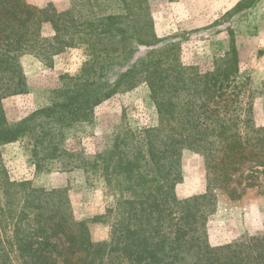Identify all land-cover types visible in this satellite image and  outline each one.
Instances as JSON below:
<instances>
[{
    "label": "trees",
    "instance_id": "obj_1",
    "mask_svg": "<svg viewBox=\"0 0 264 264\" xmlns=\"http://www.w3.org/2000/svg\"><path fill=\"white\" fill-rule=\"evenodd\" d=\"M45 25L52 38L43 35ZM162 42L149 0H72L62 12L0 0V264H14L1 235L9 221L20 264H264V233L221 246H212L207 233L217 190L240 196L232 170L256 164L246 188L264 176V128L242 97L246 82H239L235 40L205 72L182 62L177 43L159 47ZM81 46L87 58L80 73L62 75L46 107L10 123L4 100L28 91L21 56L35 55L49 65L64 48ZM138 46L152 49L133 61ZM140 85L150 89L158 126L125 127L107 150L90 157L67 148L70 138L94 124L100 104ZM19 141L38 172L71 160L103 179L119 197L108 240L95 242L89 221L72 222L67 188L11 179L2 147ZM186 150L204 158L207 190L181 200L176 187Z\"/></svg>",
    "mask_w": 264,
    "mask_h": 264
},
{
    "label": "rangeland",
    "instance_id": "obj_2",
    "mask_svg": "<svg viewBox=\"0 0 264 264\" xmlns=\"http://www.w3.org/2000/svg\"><path fill=\"white\" fill-rule=\"evenodd\" d=\"M37 8L51 7L66 11L72 0H26ZM150 13L156 36L163 40L158 46L175 42L184 64L195 65L202 71L213 70L215 56L230 50L235 40L240 60L239 82H246L242 97L254 107L253 119L264 128V0H149ZM241 5L240 10L236 11ZM43 35L52 38L54 31L45 25ZM234 37V38H233ZM152 47L138 46L134 60L145 56ZM83 46L64 48L54 54L47 65L35 55L21 56L20 63L27 78L28 91L4 100V109L10 123H16L48 105L54 90L61 87V76L76 75L86 61ZM159 124L156 107L150 98V89L140 85L104 101L95 109L94 124L86 134L70 138L67 148L90 157L107 150L115 136L123 129L140 130ZM23 142L2 147V155L9 176L15 182L30 181L35 187L68 189L72 222L89 221L95 242L110 238L115 221L117 199L105 187L102 178L94 173L85 174L71 160L52 166V172H38L30 161ZM70 162V163H69ZM65 164H69L66 166ZM72 168L64 171L62 168ZM75 168V169H74ZM256 164L249 162L236 166L232 186L240 194L235 199L217 190V209L207 223L209 243L221 246L244 241L264 233V176L246 188L251 170ZM183 181L176 187L179 199L204 194L207 190V170L204 158L186 150L182 158ZM262 170V168H260ZM12 222H3L1 235L11 251L14 264L17 246L13 242Z\"/></svg>",
    "mask_w": 264,
    "mask_h": 264
}]
</instances>
